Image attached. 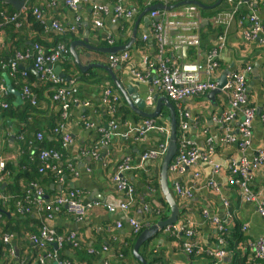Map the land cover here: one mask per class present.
Instances as JSON below:
<instances>
[{
	"label": "crops",
	"instance_id": "0c3cea01",
	"mask_svg": "<svg viewBox=\"0 0 264 264\" xmlns=\"http://www.w3.org/2000/svg\"><path fill=\"white\" fill-rule=\"evenodd\" d=\"M118 1L94 0V4H96L98 8L107 12L106 14L101 13L99 17L101 27L95 25L96 17L89 3L82 2L75 10H70L66 8L60 0L56 7H49L46 0H27L25 2V6L28 5L30 8L38 7L43 11L45 14L44 17L47 20H58L61 25L69 28L74 27V30L63 35L50 32V30L48 32L45 30H43V32H38L37 30L33 31L30 29L33 27L32 24L23 25L22 27L28 37V44H30V40H36L35 38H40L42 40V43L39 45L45 49L53 48L58 44L57 42H61L65 46L68 44L69 60L60 61L55 67H60V73L65 74L66 77H70L68 81L69 84L75 85L78 90L77 96L79 104L71 106L69 118L66 121L68 131L73 141L66 154L68 159L76 163L79 177L74 181L65 177L66 184L63 185L64 187L58 185L54 181L55 185L53 184V188L57 191L78 188L85 202L94 200L99 202H106L113 199L120 200L123 198V195L116 190L111 181L114 168L120 161L125 159H128L133 166L132 170L124 174V177L134 191L133 204L127 213L117 212L112 214L101 207L89 212L80 222L76 221L65 209L61 210L56 215L54 228L57 235L66 238L70 232H73L76 233L80 242L79 249L73 248L68 241L61 249L63 256L67 258L71 264H140L139 261L133 260L132 257L129 258L128 255L122 256L123 251L128 246L134 234L133 228L128 220L135 219L136 222L139 223L141 228L140 231H142L161 220L160 214L169 215V208L167 209L160 201L161 198L164 200L159 185L162 159L158 158L143 162L140 161L143 152L151 149L155 150L163 141V136L156 131H151L147 135L145 141L139 143L132 142L130 139L112 138L108 146H101L98 148L97 142L100 140L98 129L106 127L109 120V117L105 114L102 94L106 88H110L116 93L115 84L112 82L108 72L101 68H93L89 73L81 74L70 55V44L74 41L83 39L87 40V44L92 47L110 48L106 42L107 32H111L116 40H120L118 44L114 43L113 46L121 47L126 45L129 43L131 31L136 19L147 8L146 4L158 3L156 0ZM179 1L183 0H168V2H171L170 4ZM202 1L209 4L212 0ZM227 3L230 4L229 2ZM243 4L245 15L239 18L237 14L236 17H233L227 29L221 24H215L213 21L216 16L226 12L222 11L223 6L215 16L206 19L200 17V27H203V29L208 32L207 25L210 26V31L203 38L204 40L200 39V46L198 48L188 47L186 50H184L183 47L179 51L166 48L160 59L169 61V64H179L181 62L204 64V57L207 52L211 50L217 38L220 36L224 37V48L217 54L216 62L218 68L213 78L216 82L224 70H229L231 73L246 67L251 68V70L247 72L245 79L249 106L255 109V116L252 123L251 144L246 152V156L252 158L261 147L264 134L261 121V116L264 115V46H260L259 41L245 40L243 31L249 26L246 20L248 5H252L260 21L264 23V0H244ZM116 6L135 8L134 18L131 21L121 19L117 24H110L107 14L112 13ZM146 17L148 18L147 22L141 20L138 23L137 40L129 46V49L125 50L130 56L129 64H122L112 68V73L117 81H119L125 89L132 87L138 95H143L148 87L134 79L129 73L130 69L134 68L140 72H144L146 70L143 64L145 57H148L152 63H154V60L158 62L157 60L159 59L152 46V39L146 42L140 40L141 36L147 33V29L152 21H158V19L151 20L149 18V13L146 14ZM203 21L207 23H203ZM124 24L126 25L125 32L119 37V33L116 31L119 29L120 32ZM3 26L4 25H0V53L1 57L5 59L7 55L12 54L7 53V49L12 51L15 41H10V37L6 34ZM14 52L15 50L13 53ZM76 53L83 65L93 62L95 64H104L110 67L108 61V56L110 54L87 51L80 46L76 47ZM87 54L89 55L88 59L84 58ZM169 54L170 59L168 57ZM27 68V70L30 69L32 72L31 66ZM152 73L151 76L153 77L158 74L155 69H153ZM3 76L5 82L6 80L8 81L6 73H3ZM202 79L206 80L204 76H202ZM83 102H88L89 106L84 107L82 105ZM18 105L21 104H17L16 106ZM174 105L176 112L180 109L182 112H186L191 120L195 119L196 128L193 127L188 135L189 138L193 140L192 143L196 148L203 150L205 137L212 138L214 142H217L215 153V159L217 161L224 162L227 159H233L239 162L243 157L247 159L246 156L241 157L235 145H221L223 134L222 130L215 123V118L229 109L228 92L223 91L217 94L214 97V102H211L210 99L207 98L206 93ZM151 107L154 108L153 105H151ZM151 107L146 106L144 111L147 113L152 112L150 109ZM119 108L117 119L119 123H122V127L124 124H127L126 126L140 124L145 120L131 110L122 96ZM165 110L168 109L165 107L161 108L160 111H162V114L158 121L160 122V126L169 128V121L167 120L169 112L165 115ZM58 111V106L53 103V108L49 107L42 112L39 121L44 123L46 118L52 113L54 118ZM83 116L86 120L94 123L92 129L84 128L81 122V118H84ZM239 121L240 117L230 123L229 127L231 128V134L234 135V133H237ZM126 126L124 128H126ZM9 130V132L12 133L10 134V139L11 137L12 139L11 141L9 139L8 142L9 148H12L14 129L10 128ZM91 150L98 152V156L100 155L99 161H94L93 158L87 154ZM7 151L8 150L5 151L2 158L0 156V159L4 162L7 160L14 161L15 156ZM87 167L92 170L90 173L85 172ZM197 169L199 170L201 180L196 184L195 188H193L191 198H175L180 212L178 222L172 226H178L179 229L173 231L171 228L167 230V227H165L157 236L147 243L146 251L149 254L148 260H145L148 263L204 264L207 258H199L193 255L194 257L190 259L192 255L184 252L183 245L186 242V236L184 232L180 230L181 227L191 228L194 232L193 239L196 244L198 242L199 246L205 251H215L217 246L214 238V230L211 223L203 219V212H207L210 217H217L219 220H224V224L230 229L233 227L236 220H241L240 224L242 228L252 239L250 242L255 243L259 238H264V218L259 215L257 206L254 203L244 202L241 190L237 186H228L225 176L215 179L219 184L220 190L218 189L215 191L213 188L207 187L208 181L212 178L210 167L206 164L199 163ZM191 172L192 171H189L186 175L177 180L182 187L190 188L192 185L189 182L191 179ZM176 179L177 177L171 174L168 175V185L174 197L173 185ZM155 183L158 184V189L155 188ZM250 187L257 193L264 190V167L251 173ZM54 196H56V193H53V197ZM261 200L264 201V194ZM224 202H228V207L224 206ZM117 224H120V227H118ZM26 235L20 238L16 237V240L13 241L18 255H21L22 258L27 257L30 251H33L31 248L32 245L28 242V236ZM93 252L95 255L91 256V254H88ZM118 253L122 255H117Z\"/></svg>",
	"mask_w": 264,
	"mask_h": 264
},
{
	"label": "built area",
	"instance_id": "2783aa9c",
	"mask_svg": "<svg viewBox=\"0 0 264 264\" xmlns=\"http://www.w3.org/2000/svg\"><path fill=\"white\" fill-rule=\"evenodd\" d=\"M49 7H56L59 0H46ZM63 5L70 9L75 10L76 7L84 2L89 3L92 6V12L96 17L95 25L101 27L99 17L101 13L106 14L101 8H98L94 4V0H60ZM118 1V0H117ZM158 3L168 5V0H156ZM119 2V1H118ZM230 4L233 0H227ZM244 0H239L238 4L234 5L230 11H226L222 15L216 16L213 21L215 24H221L224 28H228L234 15L237 11V6L241 5ZM147 7L153 5V3L146 4ZM135 8L116 6L112 13H108L109 23L114 25L123 19L125 21H131L134 18ZM34 17L35 21L48 32H55L60 35L66 34L69 31L74 30V27H67L61 25L58 20L49 21L44 17L43 11L38 7L32 8L29 11ZM28 10L26 6L20 11H15L12 14H8L6 10L0 11V18L3 24H11L15 29L23 27L27 18ZM151 20L158 19V21H152L147 33L141 36V41L146 42L150 38L156 41L159 59L156 62L153 58V62H150L148 57L144 58L143 64L146 67L144 72H139L136 76L140 80H146L151 74L153 69L157 70L158 74L155 76L156 80L154 85L164 92L170 102L174 104H180L188 99L206 94L209 91L214 90L217 87V83L213 78L215 71L218 68L217 54L224 48V37L217 38L211 50L207 52L204 57V64L195 62H181L179 64H169V61H163L160 59L166 48H171L173 51H179L183 47L198 48L200 46V17L198 8L194 5H186L179 9L172 11H153L149 13ZM249 26L243 31V37L247 41H259L260 46H264V23H262L257 16V13L252 8V5H248V15L246 18ZM106 42L109 47H112L115 42V37L111 32L106 33ZM33 60L31 66L32 72L45 84L54 86L52 101L57 104L60 110L61 122L54 128L53 133L61 138L60 144L62 150H67L72 145V137L68 131L66 121L69 118L70 108L78 102V90L73 84H66V82L54 73L53 67L60 61L69 60V49L62 43L56 44L51 49H45L38 43H34L31 47L24 52H17L13 58L7 60L2 64V68L9 71V76L16 71V68L21 67V62L25 60ZM129 53L127 51L117 52L108 56L109 66L114 68L118 64H129ZM24 70V69H23ZM251 70L250 67L231 72L226 76V83L223 87L229 94V110L219 117L220 124L224 127L222 129L223 137L221 139V145H235L237 144V138L231 134L230 123L240 117L239 134L240 142L238 143V151L242 156H246V152L251 144L252 136V123L255 116V109L248 106V91L246 88L245 76L247 72ZM264 71V68H263ZM145 76H144V75ZM23 78H26V72L21 74ZM202 76L206 80L202 79ZM71 83V82H70ZM9 90L4 84H0V100L7 98ZM21 100H28L31 105H36V96L30 90L29 85L25 84L20 92ZM117 94L110 88H106L102 94L103 103L108 106L109 117L106 127L98 129L100 134V140L97 142V147L108 146L113 137L120 139H130L132 142H144L145 134L153 129H158L161 132L169 133L168 129L155 128L151 120H144L143 124L145 129L141 131L139 127L119 125V120L115 116L116 103L118 98ZM84 107L89 106L88 102H83ZM7 104L0 101V108H7ZM178 114L181 119V127L179 130L180 145L177 149V154L174 160L169 165V174L177 177L174 181L173 190L174 194L181 199H190L192 196V190L196 184L201 180L199 170L197 166L199 163L206 164L210 167L212 178L208 181L207 187L213 188V190H220L219 184L215 180L221 176H225L228 186H237L241 190L242 199L244 202L254 203L257 206L259 215L264 218V201L261 200L264 194V190L257 193L250 187L251 173L264 167V134L262 138V144L256 155L247 159L243 157L239 162L233 159H227L224 162H219L215 159V147L211 145V138L205 137L204 149L199 150L195 145L190 142L185 133L188 130L187 120L189 116L186 112L178 110ZM84 117V116H83ZM261 121L264 129V115L261 116ZM81 122L85 129H92L94 123L86 120L85 117L81 118ZM126 126V128H124ZM124 128V129H122ZM37 142L43 139L42 133L38 132L35 135ZM165 147H161L160 151H146L140 157V161H149L161 157L164 153ZM35 153L31 150V155ZM93 159L98 158V152L91 150L88 152ZM63 154L61 151L55 149H42L38 152V160L41 165L38 170L39 173L44 174L50 172L58 185L65 183V177L60 163L62 162ZM223 161V160H222ZM5 162L0 159V183L6 178L3 175ZM65 169L68 172V177L73 181L78 179L79 172L76 167V163L69 160L65 163ZM132 169L131 162L124 160L119 162L114 168L111 181L116 190L123 195L120 200H108L106 202L89 201L85 202L81 196V191L78 188L70 189L66 192H61L55 197H48L43 188L37 183L30 184L29 189L26 191L22 200L16 202V212L19 215L32 214L39 220L40 228L38 234H31L28 236L29 242L38 250L37 252V264H70L68 261L60 260L57 255V250L61 247L62 237L56 234L54 228V220L56 215L63 209H65L74 219L78 222L83 220L85 216L96 208L103 207L108 213H127L133 204L134 191L131 185L128 183L124 174ZM191 172L190 188L182 187L177 181L180 177ZM86 173H90L91 169L87 167ZM224 206L228 207V202H224ZM2 212L0 211V222L2 219ZM203 218L208 220L214 232H217L219 236L216 238L218 248L213 252H208L211 258L210 264H223L227 254L225 252V243L220 234L224 230L223 222L217 217H210L207 212H203ZM129 224L133 228V232L137 233L140 230L139 223L135 219H129ZM120 227V224H117ZM177 231L178 226L167 227V230ZM181 231L186 236V242L183 245V250L189 255L199 256L203 252L201 247L193 241L194 232L191 228L181 227ZM243 231H245L242 228ZM1 241L4 245L13 243L14 239L10 234H4L1 237ZM67 241L72 244L73 247L78 246V238L76 233L70 232ZM55 246L54 249L48 250V246ZM251 253L259 260L264 261V238H259L252 246ZM11 259L15 258L14 249L9 250ZM107 264V263H105Z\"/></svg>",
	"mask_w": 264,
	"mask_h": 264
},
{
	"label": "trees",
	"instance_id": "16d2710c",
	"mask_svg": "<svg viewBox=\"0 0 264 264\" xmlns=\"http://www.w3.org/2000/svg\"><path fill=\"white\" fill-rule=\"evenodd\" d=\"M27 1V0H26ZM239 0H233L232 4H228L227 0H222L221 4L214 9H198L199 17L201 18H210L215 16L220 10L221 7L222 11H230L234 5L238 4ZM215 0H212L207 4V2L203 1L205 5L213 4ZM171 3V2H169ZM226 3V7H225ZM26 9L28 10L27 18L24 22V26L28 24H32L33 27L30 29L33 31L43 32V28L40 26L38 22L35 21L34 17L29 12L30 7L26 5ZM6 10L8 14H12L15 12L9 5L4 4L0 1V11ZM239 15V18L245 15L244 4L237 6L236 15ZM0 25H2V19L0 18ZM3 28L6 31V34L10 37V41H15L13 46V50L10 51L7 49V53H12L11 55H7L4 59L1 57L0 53V84H5L3 73H6L9 86L14 91L21 92L23 85L27 84L30 87L32 93L36 96V105H31L28 100H24L21 105H14L15 96L13 93H9L8 97L5 99H1V102L6 103L8 106L7 108H0V127L5 131L4 135V149L7 152L12 153L15 156L14 161L7 160L4 165V172L3 175L6 178L0 183V210L2 212V219L0 222V264H37V249L32 245L33 251H30L29 255L25 258H22L21 255L17 257V259H11L9 255V250L13 249V243L4 245L1 241V237L4 234L12 235L14 241L16 237H24L29 236L31 234H38V230L40 228L39 220L34 217L32 214L26 215H19L16 212V202L23 199L25 196L26 191L29 189L30 184L37 183L40 185L45 194L48 197H53V193L59 195L61 192L67 191V189H63L62 191H57L53 188L54 178L50 172H46L41 174L38 172L40 168V161L38 160V152L42 149H55L61 151L63 154L62 162L60 163L61 168L64 173V177H68V172L65 169V163L70 159L67 158L66 152L69 150H62L60 140L61 138L57 135H54L53 130L57 126L58 123L61 122L60 118V110L56 112L55 117L53 118V113L50 114L44 123L39 121L40 115L44 112L47 108H53V101L51 99L53 94L54 86L45 84L42 82L35 74L31 72V70H27L29 66H32L33 60H25L22 61L21 68H16V71L9 76V71L2 68V64L5 63L7 60L13 58V56L17 52H24L25 50L30 48V44L38 43L41 44L42 40L40 38H35L36 40H30V44H28V37L25 34L24 29L21 27L20 29H15L11 24H3ZM125 24L123 25L122 29L119 32V29L116 31L119 33V37L125 32ZM208 26V32L210 31V26ZM206 26V27H207ZM220 27V26H218ZM221 30V29H220ZM219 30V31H220ZM123 31V32H121ZM200 32V39L204 40L203 38L208 34L207 31L203 29V27L199 26ZM121 33V34H120ZM116 44L120 42V40L115 39ZM61 43V42H57ZM201 43V41H200ZM68 46V44H66ZM152 46L154 48L155 54H158L157 43L152 39ZM15 52L13 53V51ZM170 59V54H169ZM26 72V78L24 79L21 75L22 72ZM64 80V79H63ZM69 84V82H66ZM55 104V103H54ZM173 104V103H171ZM57 106V104H56ZM175 109V105L173 104ZM176 110V109H175ZM53 111V110H52ZM165 115H167V110H165ZM39 116V117H38ZM46 117V116H45ZM178 119V118H177ZM157 125H160L159 121L155 122ZM120 127L122 123H119ZM14 129L13 134V147L9 148L10 133L9 129ZM40 132L43 135V139L40 142H37L35 139V135ZM178 136H180L178 132ZM128 140V139H124ZM31 150H34L35 153L31 155ZM216 151V147H215ZM65 180V179H64ZM66 184V182L64 183ZM63 184V185H64ZM52 186V188H51ZM68 186V184H67ZM64 187V186H63ZM155 188L158 189V184L155 183ZM55 195V194H54ZM55 197V196H54ZM161 203L167 207L164 200L160 199ZM161 220L165 219L167 216L166 214L159 215ZM241 220H236L234 222L233 227L230 229L227 225L223 224L224 230L221 233V238L224 241L225 245V252L230 257L228 263L223 264H264V261L259 260L253 256L251 253V249L248 244H252L250 242L252 239L248 236L245 232L242 231V225L240 224ZM141 232V231H140ZM138 233H134L132 239L129 241L128 246L123 251V255L118 253L117 255L126 256L128 255L129 258L132 257L133 260H136L132 255V248L134 242L138 236ZM68 237V236H67ZM67 237H62V244L61 247L57 250V255L60 260L68 261L70 264L71 262L65 258L61 252L62 247L67 242ZM215 238V236H214ZM29 242V240H28ZM71 245V244H70ZM72 246V245H71ZM73 247V246H72ZM75 249L80 248V242H78L77 247H73ZM48 250L54 249L52 246H48ZM141 249H143V253L141 254ZM147 250V243L142 245L139 249V254L146 260H148V252ZM95 255V253H88ZM99 254V253H98ZM97 254V255H98ZM192 255L190 257L193 258ZM199 257V256H198ZM207 258L204 261V264H210L211 258L208 256L207 253H202L200 258ZM149 262L148 264H150Z\"/></svg>",
	"mask_w": 264,
	"mask_h": 264
},
{
	"label": "water",
	"instance_id": "95a60500",
	"mask_svg": "<svg viewBox=\"0 0 264 264\" xmlns=\"http://www.w3.org/2000/svg\"><path fill=\"white\" fill-rule=\"evenodd\" d=\"M1 1H3L5 4L11 6L15 11H20L23 7H25V2H26V0H1ZM245 1H248V0H245ZM221 2H222V0H215V2L213 4H210V5H205L202 0H183V1H179V2H174L171 5H163L161 3H156L154 5L147 7L138 16V18L136 19L135 24L133 26V29L131 31L129 43H127L124 46H121V47L113 46L110 48H95V47L88 45L87 40H85V39L80 40V41H74L69 46L70 55L72 56L74 63H75V66L78 68L80 73L81 74H87L93 68H101V69H104L105 71H107L112 82L116 86L115 88H117L119 90V92L122 94V96L126 100L128 106L131 108V110L134 113H136L137 115H139L140 117L149 118V119L156 118L159 115V109L161 106H164L165 108H167L169 110V117L167 118V120L169 121L170 135H169V139L167 142L166 151H165L164 156L161 160L160 180H159V185H160L162 195H163L164 200L167 203L168 208H169V215L165 219L159 220L155 224L148 226L147 228H145L144 230H142L138 234V236L134 242L133 248H132V255L137 261L140 262V264H148V262L139 254L140 247L142 245H144L145 243L151 241L152 238L157 236L158 233H160L163 230V228L176 224L178 222V218H179L180 209L177 206L176 201H175V197L173 196V194L169 188V185H168V175H169L168 168H169V165H170L172 159L176 155V152L178 149V146H177V120H176V116H175V111L171 105V102H169L166 97H159L158 98V95L155 94L152 96L154 102L156 103L155 110L152 113H149V112L147 113L146 111H144L145 107H146L145 96H144V98H140L139 96H137V97L133 96L132 95V92H133L132 88H130V89L127 88V90H124L122 88V86L120 85V83L115 78V76L113 75L111 67H108L104 64H95L93 62H89L88 64L83 65L80 62L78 55L76 53V47L80 46V47L85 48L87 51H97V52H101L104 54H114V53H117L120 51H125V50L129 49V46L131 44H133L135 42V40H137V38H138V33H137L138 23L141 20L143 22L148 21L146 14H148L152 11H156V10H158V11H160V10L172 11L174 9H177V8L185 6V5H195L199 9H208V10L210 9L211 10V9H214L217 6H219L221 4ZM203 23H207V22L203 21ZM186 49H187V47H184V50H186ZM84 58L88 59L89 55L87 54L86 56H84ZM53 71L59 77L64 79V81L68 82L70 80V77H66L65 74L60 73L61 72L60 67L54 66ZM229 73H230L229 70H224L222 72L221 76L216 80L217 87L214 90L209 91L207 93V98H209L211 102H214V97L217 94H220L222 92L221 88L225 85L226 76ZM5 79H6V76H5ZM5 84L7 85L8 90L11 93H13L15 98H16L14 105L22 104L23 101L21 100L20 92L12 90V88L9 86V83L7 80H6ZM11 139H12V137H11ZM11 139H10V141H11ZM14 253H15V259H17L18 251L15 247H14Z\"/></svg>",
	"mask_w": 264,
	"mask_h": 264
},
{
	"label": "flooded vegetation",
	"instance_id": "af4514ba",
	"mask_svg": "<svg viewBox=\"0 0 264 264\" xmlns=\"http://www.w3.org/2000/svg\"><path fill=\"white\" fill-rule=\"evenodd\" d=\"M195 6V5H194ZM182 7H184V6H182ZM179 8H181V7H179ZM179 8H177V9H179ZM199 9V8H198ZM175 10V9H174ZM200 35V34H199ZM151 39V38H150ZM120 65H122V64H118L117 66H120ZM116 67V66H115ZM114 67V68H115ZM140 71L139 70H136V69H134V68H132V69H130V71H129V73H130V75L134 78V79H136L139 83H141V84H145V85H147V87H148V89L146 90V92H144V94L143 95H138L137 93H136V91L132 88V87H128V89H130V88H132L133 89V92H132V95L133 96H135V97H137V96H139L140 98H144V96H145V104H146V106H150L151 107V105H153L154 106V108H150L151 109V111L153 112L154 110H155V107H156V103L154 102V100H153V98H152V96L153 95H158V98L159 97H166L167 98V96L164 94V92H162V91H160V89L158 88V87H156L155 85H154V82H155V80H156V78L155 77H153V76H149L146 80H140V79H138V77L136 76L138 73H139ZM142 73V72H141ZM144 75V74H143ZM145 76V75H144ZM119 82V81H118ZM120 83V82H119ZM120 85H121V83H120ZM122 86V85H121ZM116 87V86H115ZM224 87V86H223ZM223 87L221 88V91L223 92V91H225L224 89H223ZM122 88L124 89V90H127V88L125 89L123 86H122ZM227 92V91H226ZM9 93H11L10 91H9ZM116 94H117V96H116V98H118V101H117V103H116V114L118 113V111H119V103H120V99H121V96H122V94L119 92V90L116 88ZM160 95H163V96H160ZM123 97V96H122ZM124 98V97H123ZM168 99V98H167ZM168 101L170 102V100L168 99ZM127 103V102H126ZM172 103V102H171ZM174 104V103H173ZM173 104H171L172 105V107H173ZM248 106H249V100H248ZM162 107H164V106H161L160 107V109H159V115L156 117V118H153V119H149V118H144L145 120H151V122L153 123V126L155 127V128H164V129H168L169 130V128H165V127H162V126H160V125H157L155 122L156 121H158V119L160 118V115L162 114V111H160L161 110V108ZM229 107H230V104H229ZM250 107V106H249ZM146 108V107H145ZM104 109H105V114L108 112V106H106L105 104H104ZM153 109V110H152ZM173 109H174V107H173ZM229 110V109H228ZM228 110H226V111H228ZM174 111H175V109H174ZM226 111H224V112H222L217 118H215V123L219 126V128L222 130L223 129V127H224V125L222 126L221 124H220V122H219V117H221L222 116V114L223 113H225ZM152 112H150V113H152ZM168 112H169V110H167V114H168ZM116 114H115V116H116ZM175 116H176V120H177V146H179L180 145V138H179V136H178V132H179V130H180V127H181V121H180V119H181V117H180V115L178 114V111L176 112L175 111ZM178 118V119H177ZM239 118V117H238ZM240 121H241V119H240ZM240 121H239V123H240ZM143 122L144 121H142L140 124H131L133 127H139V129L141 130V131H144V129H145V127H144V125H142L143 124ZM239 123H238V127H237V133L235 134L234 133V136L237 138V144H235V146L237 147V149H238V143L240 142V134H239ZM187 124H188V130L186 131V133H185V135H186V137H187V139L190 141V142H192L193 140H191L190 138H189V135H188V133H189V131L194 127V128H196V121H195V119H193V120H191L190 118L187 120ZM192 124V125H191ZM151 131H156V132H158V133H160L162 136H163V141L155 148V150H148V151H150V152H153V151H160V149H161V147H165V150H164V153H165V151H166V146H167V142H168V139H169V135H170V131H169V133H167L166 134V132H161V131H159L158 129H153V130H150V131H148L146 134H145V139H146V137H147V135L149 134V132H151ZM223 134V133H222ZM252 137V136H251ZM113 138H117V137H113ZM118 139H120V138H118ZM112 140V139H111ZM145 141V140H144ZM251 141V140H250ZM203 144H204V142H203ZM217 142H214L213 141V139L211 138V145L212 146H214V147H217ZM198 149V148H197ZM164 153H163V155L161 156V157H159L160 159H162L163 158V156H164ZM176 154H177V152H176ZM176 156V155H175ZM175 156H174V158H175ZM174 158L172 159V161L174 160ZM99 159H100V155L98 156V158L97 159H93L94 161H99ZM158 159V158H157ZM125 160H128V159H125ZM122 161H124V160H122ZM122 161H120V162H122ZM171 161V162H172ZM171 164V163H170ZM132 169H133V166H132ZM132 169H130V170H132ZM129 170V171H130ZM129 171H127V172H129Z\"/></svg>",
	"mask_w": 264,
	"mask_h": 264
},
{
	"label": "clouds",
	"instance_id": "9594fccd",
	"mask_svg": "<svg viewBox=\"0 0 264 264\" xmlns=\"http://www.w3.org/2000/svg\"><path fill=\"white\" fill-rule=\"evenodd\" d=\"M162 4V3H161ZM154 5V4H153ZM168 5H171L170 3H168ZM186 6V5H185ZM156 11H158V10H156ZM165 11V10H164ZM153 12V11H152ZM151 13V12H150ZM141 40V39H140ZM121 52V51H120ZM115 54V53H114ZM208 93V92H207ZM116 117H117V114H116ZM216 152V151H215ZM69 178V177H68ZM66 180V179H65ZM55 181V180H54ZM62 187H63V185H61ZM70 189H73V188H70ZM69 189V190H70ZM68 191V190H67ZM66 192V191H65ZM175 195V194H174ZM175 198H178L176 195H175ZM204 219V218H203ZM222 222H223V224H224V220H221ZM172 226V225H171ZM168 227V226H167ZM141 229V228H140ZM214 230V229H213ZM140 231V230H139ZM138 231V232H139ZM243 231V230H242ZM137 232V233H138ZM243 232H245V231H243ZM140 233V232H139ZM57 234V233H56ZM69 235V234H68ZM221 235V234H220ZM214 236H215V241H216V246H217V248H218V245H217V240H216V238L219 236V234L217 233V232H214ZM193 241H194V239H193ZM69 242V241H68ZM70 243V242H69ZM254 243H252V244H248L249 245V247H250V249H251V246L253 245ZM32 245V244H31ZM72 245V244H71ZM197 245H199L198 244V242H197ZM53 247H55L54 245H53ZM200 247V246H199ZM225 248V247H224ZM13 249H14V245H13ZM201 249H202V247H201ZM203 250V249H202ZM217 250V249H216ZM203 252L204 253H207L208 254V252H213V251H205V250H203ZM202 252V253H203ZM202 253H201V255H199V258L202 256ZM227 254V253H226ZM19 256V255H18ZM209 256V255H208ZM228 256V255H227ZM210 257V256H209ZM228 258V259H227ZM227 258H225V261H223V263H228L229 262V256L227 257ZM15 259V258H14ZM227 259V260H226ZM211 261V260H210Z\"/></svg>",
	"mask_w": 264,
	"mask_h": 264
},
{
	"label": "rangeland",
	"instance_id": "374dc122",
	"mask_svg": "<svg viewBox=\"0 0 264 264\" xmlns=\"http://www.w3.org/2000/svg\"><path fill=\"white\" fill-rule=\"evenodd\" d=\"M4 135H5V131L0 127V156H1V158H2L3 154L5 153V149H4ZM140 253L141 254L143 253V249H141Z\"/></svg>",
	"mask_w": 264,
	"mask_h": 264
}]
</instances>
